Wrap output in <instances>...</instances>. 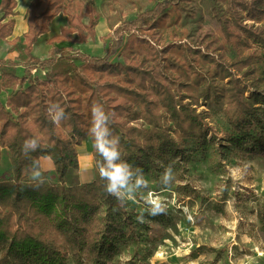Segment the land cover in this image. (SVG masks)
<instances>
[{"label":"trees","instance_id":"trees-1","mask_svg":"<svg viewBox=\"0 0 264 264\" xmlns=\"http://www.w3.org/2000/svg\"><path fill=\"white\" fill-rule=\"evenodd\" d=\"M215 1L225 6L231 26L232 40L227 45L211 35L205 47L185 40L158 47L154 40L160 38V28L170 24L165 21L169 15L168 10H163L169 4L165 0L127 20L126 26L117 27L118 38L112 40L103 57L77 53L73 59L84 61L82 70L73 61H39L31 53L32 44L49 30V20L60 11L67 24L50 41L67 39L68 31L74 27L89 29L94 37L98 20L95 6L81 0L30 1L26 9L27 30L22 34L24 59L20 62L0 58V92L16 80L25 78L29 82L26 87L12 89L7 97L6 105L17 113V118L0 100V145L9 148L11 159L9 175L0 174V264H69V250L75 264H146L142 259L113 261L117 245L125 236L124 229L133 226V222L129 221L126 201L104 190L108 181L99 172L107 168V160L98 145L112 141L119 153L114 163L125 166L142 164L143 157L155 154L156 150H181L168 126L160 121L162 114L173 121L174 134L182 140L204 141L211 128L206 116L185 101L193 96L189 89L199 87L201 81L208 80V85L199 88L200 96L225 98L224 115L230 125L228 140L255 154H264V91L252 83L259 79L256 62L264 58V51L258 56L250 50L253 44L264 49V0ZM16 4V0H0V38L12 33L11 16L16 14ZM8 16L11 18L7 19ZM245 20L252 23L246 25ZM125 32L129 33L122 49L126 63L109 62L110 55L122 45ZM80 36L81 41L87 38L83 30ZM15 40L19 38L10 41L11 48L17 46ZM243 49H247L245 55ZM226 50L235 54L228 56ZM200 60L207 61L212 71L203 72ZM20 63L24 66L22 76L17 75ZM38 63L49 71L45 78L32 80L29 74L33 64ZM219 80L227 83L214 85ZM44 85L49 89L46 94L42 92ZM61 86L69 89L63 93ZM57 102L65 112L60 129L51 113L44 110L48 105L53 109ZM93 104L98 113L107 117L99 128L91 115ZM20 108L24 111L18 112ZM25 113L32 115L30 121L23 117ZM139 118L150 127L142 129L128 124L129 120ZM104 128L109 131L97 139V133ZM87 136L93 144L96 178L84 184L67 183L66 174L78 167L74 144ZM30 137L36 139L38 147L25 154L22 145ZM40 156L52 158L57 183L30 177V166L33 161L39 165ZM40 180L44 183L34 188L33 184ZM103 205L108 212L102 227L97 229V215ZM53 233L61 234L67 247H61ZM83 248L87 262L79 255Z\"/></svg>","mask_w":264,"mask_h":264},{"label":"rangeland","instance_id":"rangeland-1","mask_svg":"<svg viewBox=\"0 0 264 264\" xmlns=\"http://www.w3.org/2000/svg\"><path fill=\"white\" fill-rule=\"evenodd\" d=\"M81 1L90 2L97 9L95 36L91 37L89 29L74 27L68 31L67 39L50 41L49 38L59 35L62 26L67 24L63 18L65 15L60 11L64 16L55 20L58 13L50 19L49 30L38 36L32 44L31 53L35 58L39 61L48 58L73 61L81 67L84 61L73 59L77 53L103 57L112 40L118 38L115 31L117 27L126 26L127 20L165 0ZM168 1L169 4L163 10H168V19L165 21L170 24L160 28L161 36L154 40L158 47L179 40L205 47L211 35L217 36L224 45L232 40L231 26L223 4L215 0ZM11 17L8 16L7 19ZM86 20L85 17L84 21ZM243 23L249 25L252 21L245 20ZM82 30L87 36L84 41L80 40ZM128 34H123L122 45L110 55L109 62L126 63L122 49ZM17 37L19 40L14 42L17 46L10 48V51H16V55L9 60L22 62L25 57L23 37ZM5 39L0 38V46L1 40ZM10 45L12 47L11 43ZM250 50L256 51L258 56L263 55L264 51L257 44H253ZM226 51L228 56L235 54ZM246 51L247 49H243L242 54L245 55ZM0 52L3 59L5 51ZM256 63L259 66V79L252 83H255L256 89L264 91V58ZM200 64L203 72L205 69L210 72L213 69L207 61L200 60ZM79 69L82 70V67ZM48 71L47 67L44 68L39 63L33 64L29 75L32 80L43 79ZM23 74L24 66L20 63L17 65V75ZM28 83L25 78L22 81L16 80L0 92V100L6 109L9 110L6 101L12 89L26 87ZM225 83L227 81L219 80L214 85ZM207 85L208 80L201 81L199 87L189 89L193 96L185 99L192 103L196 112L206 116L205 121L211 127L206 132L204 141L197 142L190 138L182 140L174 134L173 121L162 114L160 121L168 126L169 134L179 143L181 150H156L155 154L144 156L142 164L126 165L127 181L119 191L120 197L126 201V211L133 226L124 229L125 236L120 238L122 240L117 245L113 261L142 259L146 264H264V221L260 220V214L264 211V154H255L246 146H235L228 140L230 125L224 115L225 98L217 100L200 96L199 88ZM59 88L63 93L69 89L62 86ZM48 91L45 85L42 86L43 94ZM59 102L53 109L49 105L44 108L45 112L51 113L52 119L58 106H62ZM135 108L139 109V105H135ZM9 111L17 118L16 112ZM20 111H24V108H20L18 112ZM23 117L30 121L32 115L25 113ZM55 124L58 129L61 128L59 123ZM128 124L142 129L150 127L140 118L129 120ZM74 148L78 167L69 170L65 176L66 182L84 184L94 180L95 158L91 138H81L74 144ZM49 157H39V168L43 176L37 179L45 178L48 183H57L55 165ZM169 165L172 174L166 179L164 173ZM10 168V150L7 146L0 145V174L9 175ZM141 180L144 181L143 184L140 183ZM156 202L164 210L150 215ZM107 212L108 208L103 205L97 215V229L102 227ZM91 230H94L93 227ZM55 234L58 244L67 247L61 234ZM79 255L84 261H88L86 248ZM68 263L75 264L72 250H69Z\"/></svg>","mask_w":264,"mask_h":264},{"label":"clouds","instance_id":"clouds-1","mask_svg":"<svg viewBox=\"0 0 264 264\" xmlns=\"http://www.w3.org/2000/svg\"><path fill=\"white\" fill-rule=\"evenodd\" d=\"M65 112L64 109L59 108L57 109V113L54 117V122L59 123L61 121V118L64 117ZM91 115L94 118V123L97 128H99L100 123L102 119H107L106 116H104L102 113H98L97 107L95 104L92 105L91 108ZM109 129L104 128L101 129L100 132L97 133V139L100 138V136L107 134ZM115 142H119V137L116 135L115 136ZM38 147L37 141L35 138H28L23 142L22 145V151L23 153H27L29 149H31L33 152L36 150ZM98 150L100 153L105 157L107 160V168H101L99 175L102 178H106L108 183L105 187V191L110 194L117 196L120 198V188H123L126 184L127 181V174H126V166L122 164H117L114 163V161L118 158L119 153L116 150V147L114 146L112 141H104L98 145ZM51 159V157H49ZM31 173H32V179L36 180L38 177L43 176V173L40 171L39 165L36 163V161L32 162V165L30 166ZM172 174L171 172V166L169 165L165 169V178L167 179L170 175ZM44 183L43 180H40L38 183H34L33 187L34 188H39L42 184ZM141 184L144 183L143 180L140 181ZM164 209L161 207V204L159 202L154 203L153 207L150 210V215H156L157 212H162Z\"/></svg>","mask_w":264,"mask_h":264},{"label":"crops","instance_id":"crops-1","mask_svg":"<svg viewBox=\"0 0 264 264\" xmlns=\"http://www.w3.org/2000/svg\"><path fill=\"white\" fill-rule=\"evenodd\" d=\"M31 0H16V7H15V11L16 14L13 16L14 18V26L12 29V33L10 36H8L5 40H1V46H0V50H2L5 54V57H3L4 60H9V59H14L15 55H16V51H10L11 45H10V41L17 37L18 35H22V33L24 31H26L27 29V24H26V9L29 6ZM22 5L23 6V13L25 14L24 19L20 17V13L18 11L19 6ZM61 15H63L62 13H59L54 19L56 20L57 18H59ZM64 16V15H63ZM62 16V17H63ZM64 22H66V17L64 16ZM55 22V21H54ZM62 25V24H60ZM9 50V51H8ZM7 51V52H6ZM2 52V53H3ZM1 53V52H0ZM2 58V57H0Z\"/></svg>","mask_w":264,"mask_h":264},{"label":"bare ground","instance_id":"bare-ground-1","mask_svg":"<svg viewBox=\"0 0 264 264\" xmlns=\"http://www.w3.org/2000/svg\"><path fill=\"white\" fill-rule=\"evenodd\" d=\"M23 10H24V9H23V6H22V5H20V6H19V8H18V11H19V13H20L19 15H20V17H21V18H23V19H24V17H25V14L23 13Z\"/></svg>","mask_w":264,"mask_h":264}]
</instances>
